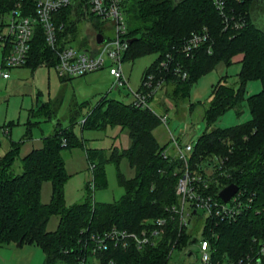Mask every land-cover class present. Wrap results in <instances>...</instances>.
Returning a JSON list of instances; mask_svg holds the SVG:
<instances>
[{
  "label": "trees",
  "instance_id": "obj_1",
  "mask_svg": "<svg viewBox=\"0 0 264 264\" xmlns=\"http://www.w3.org/2000/svg\"><path fill=\"white\" fill-rule=\"evenodd\" d=\"M19 1L0 0V17ZM22 1L26 15H33L36 0ZM122 7L128 24L127 37L133 40L125 59L160 54L145 73L142 83L149 75L164 78L165 87L177 86L175 97L180 94L187 98L200 77L214 71L221 62L230 65L237 55H243L239 89L223 83L214 87L213 101L205 115L207 130L194 145L190 159L193 166L199 165L198 170L202 173L213 165L214 157L222 161L221 172L230 177L219 174L220 186L213 188L214 193L236 184L257 194L260 214L254 212L237 223H222L216 228L222 251L246 248L252 237L264 233V29L253 19L255 1L229 0L228 12L235 15L236 21L245 24L240 29L231 25L226 29L225 19L212 0H123ZM68 9L55 16L63 48L71 44L79 29ZM231 22L233 25L234 21ZM204 30L212 39L211 53L209 46L202 47L194 57L179 52L193 33ZM97 35L95 33L94 39ZM168 55L174 58L169 64L170 70L161 67ZM58 62L56 53L47 45L42 27L37 25L29 60L24 67L36 69L47 65L56 68ZM178 65L188 73L186 80L175 72ZM250 81L262 83V91L247 98L252 119L227 129L212 128L227 111L238 109L239 114L242 113L240 109ZM161 124L160 117L151 110L116 100H105L86 118L85 127L106 129L112 126L130 132V148L122 151L114 148L109 156L105 151L90 153V158L98 162L92 163L97 187L107 185L105 166L113 162L117 167L118 181L125 189V195L111 205L93 206L87 202L66 207L64 188L69 176L61 152L64 148L81 145L78 140H73L71 130L50 136L45 139L43 148L24 157L21 174L14 170L21 147L12 144L11 149L0 156V245L18 244L23 240L22 245L30 243L42 248L45 264H65L73 257L65 256L64 251H77L84 230L101 233L113 227L136 229L145 220L165 216L166 207L179 202L176 186L181 176V163L164 159L166 147H161L154 137V131ZM124 158L129 160L135 173L131 179L120 170ZM46 182L53 186L49 205L43 204L41 198ZM53 216L60 217V225L57 231L49 232L47 227ZM205 235L210 234L206 232ZM172 238L173 234H170L159 248L121 252L117 260L119 264H169ZM191 240V234H185L180 250L191 244Z\"/></svg>",
  "mask_w": 264,
  "mask_h": 264
},
{
  "label": "rangeland",
  "instance_id": "obj_2",
  "mask_svg": "<svg viewBox=\"0 0 264 264\" xmlns=\"http://www.w3.org/2000/svg\"><path fill=\"white\" fill-rule=\"evenodd\" d=\"M73 2L68 12L79 29L77 36L71 41L72 47L86 51L92 45L95 33L103 34L108 41L115 38L112 22L101 19L98 21L91 11L88 15L85 14L82 0ZM253 19L264 29V5L253 10ZM3 53L4 49L0 47V68L4 60ZM159 55L155 53L135 60L125 59L123 71L131 90L127 87L115 90V79L110 75L109 69L65 81L58 76L55 67L47 65L36 69L26 66L5 70L9 72L10 78L5 80L0 77V156L5 155L12 144L20 145V157L14 170L21 174L24 157L35 149L43 148L45 139L50 136L71 130L75 137L73 140H78L81 145L64 148L61 152L69 176L64 188L66 207L87 202L93 206L111 205L119 201L125 195V189L119 184L116 165L110 162L105 166L107 185L97 187L92 163L98 162L90 158V153L105 151L109 156L114 148L119 151L130 148V132L128 129L112 126L94 129L85 127L84 122L105 100L132 104V93L142 88L145 73ZM242 60L243 55H237L230 65L221 62L214 71L203 75L192 85L187 98H182L180 94L175 97L177 86L169 85L164 86L151 101L150 107L158 116H169L168 124L162 123L154 131V137L161 147H166V152L176 154L175 141L182 147L198 142L208 127L205 115L213 101L214 87L223 83L238 90ZM261 91V81H250L246 86V100L241 105L242 113L239 114L238 109L229 110L212 128L227 129L250 121L252 116L247 98ZM4 130L10 133L9 137L4 135ZM73 140L70 142H74ZM120 170L129 179L135 175L126 158L121 161ZM52 195V183L46 182L41 196L43 204L49 205ZM59 225L60 217L53 216L47 230L55 232ZM190 249L198 252L196 247L192 246ZM45 263L46 255L37 245H0V264ZM169 264H199V259L198 262L196 258L187 259L184 250L179 247Z\"/></svg>",
  "mask_w": 264,
  "mask_h": 264
},
{
  "label": "built area",
  "instance_id": "obj_3",
  "mask_svg": "<svg viewBox=\"0 0 264 264\" xmlns=\"http://www.w3.org/2000/svg\"><path fill=\"white\" fill-rule=\"evenodd\" d=\"M82 9L88 14L90 11L97 18L112 22L115 28V38L106 39L102 45L94 44L86 51L67 45L63 48L59 41V29L55 16L73 6V0H36L33 15H26L24 2L19 1L8 13L0 17V47L6 54L0 77L10 78L8 71L12 68L24 67L30 56L32 41L37 25H40L46 37L48 47L58 57L56 70L61 79L82 77L93 72L109 69L110 75L115 79L116 88H129L128 80L123 71V63L129 52L130 43L128 24L123 11V0H82ZM217 10L226 22V29L234 26L243 28V21H236L235 15L230 14L229 0H212ZM234 13V12H233ZM234 21L232 25L231 21ZM65 25H62V29ZM61 29V30H62ZM7 30V32H5ZM96 39V38H95ZM96 41V40H95ZM212 39L206 30L193 33L180 49V53L187 57H194L204 46H209ZM208 51L211 53L212 46ZM174 61L168 55L161 63V67L170 70L169 64ZM178 65L176 73L181 74L183 80L189 75L182 71ZM164 78L157 79L149 75L144 79L142 88L134 95L133 105L139 109H149L151 101L164 88ZM131 90V89H130ZM155 113V112H154ZM162 123L168 124L169 116H159ZM9 132L4 130V135L9 137ZM176 154L164 152L165 160H178L181 163V174L176 186V195L179 202L165 209V216L145 220L136 229H112L101 233H89L84 230L79 240L77 251L65 250L64 255L73 257L65 264H119L117 255L121 252L159 248L165 239L173 234L170 258L179 249L185 234H191L192 242L185 247L184 255L187 259L196 258L199 264H264V233L251 238V244L246 248L239 247L234 250L222 251L218 245L220 234L216 228L224 223H237L241 219L256 212L258 196L255 192H248L239 188L238 193L225 203L220 198V193H214L213 188L219 187V174L230 176L221 172L223 167L218 157H214L209 168L204 173L198 170L199 165L191 164L190 155L194 145L182 147L175 141ZM207 171L211 173H207ZM202 213V214H201ZM208 232L210 235L206 236ZM196 247L198 252L191 251Z\"/></svg>",
  "mask_w": 264,
  "mask_h": 264
},
{
  "label": "water",
  "instance_id": "obj_4",
  "mask_svg": "<svg viewBox=\"0 0 264 264\" xmlns=\"http://www.w3.org/2000/svg\"><path fill=\"white\" fill-rule=\"evenodd\" d=\"M174 1L177 2V1H180V0H174ZM254 21H255V19H254ZM96 42H97L98 45L104 44L106 42V39H105L104 35L98 34L96 36ZM132 42H133V40L129 41L130 44ZM117 89L118 88H115V90H117ZM209 166H211V164ZM238 191H239V187L236 184H231V185L227 186L226 188H224L221 191L220 198L222 199L223 202L228 203L238 193ZM22 243H23V240H21L18 243V247H21Z\"/></svg>",
  "mask_w": 264,
  "mask_h": 264
},
{
  "label": "flooded vegetation",
  "instance_id": "obj_5",
  "mask_svg": "<svg viewBox=\"0 0 264 264\" xmlns=\"http://www.w3.org/2000/svg\"><path fill=\"white\" fill-rule=\"evenodd\" d=\"M255 6L261 8L262 5H264V0H254Z\"/></svg>",
  "mask_w": 264,
  "mask_h": 264
},
{
  "label": "crops",
  "instance_id": "obj_6",
  "mask_svg": "<svg viewBox=\"0 0 264 264\" xmlns=\"http://www.w3.org/2000/svg\"><path fill=\"white\" fill-rule=\"evenodd\" d=\"M94 40H95V39H94ZM94 40H93L92 45H91L89 48H91L92 46H94V44H95ZM89 48H88V49H89ZM3 54H5V53H3Z\"/></svg>",
  "mask_w": 264,
  "mask_h": 264
}]
</instances>
